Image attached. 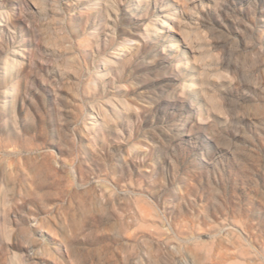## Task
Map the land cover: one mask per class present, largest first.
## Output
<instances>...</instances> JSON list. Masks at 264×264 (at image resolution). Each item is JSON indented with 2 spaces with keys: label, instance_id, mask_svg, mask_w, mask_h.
I'll return each instance as SVG.
<instances>
[{
  "label": "rangeland",
  "instance_id": "rangeland-1",
  "mask_svg": "<svg viewBox=\"0 0 264 264\" xmlns=\"http://www.w3.org/2000/svg\"><path fill=\"white\" fill-rule=\"evenodd\" d=\"M7 16L0 264H264V0Z\"/></svg>",
  "mask_w": 264,
  "mask_h": 264
},
{
  "label": "bare ground",
  "instance_id": "bare-ground-1",
  "mask_svg": "<svg viewBox=\"0 0 264 264\" xmlns=\"http://www.w3.org/2000/svg\"><path fill=\"white\" fill-rule=\"evenodd\" d=\"M136 1L138 3H140L141 1H144V0H136ZM1 21L8 22V21H10V17L7 16L6 18L0 19V22ZM174 22H176V20L171 16V14L163 15V18L160 17L159 19L155 20L151 24L149 31H151L155 36L159 35L161 33H165L166 31H170V29H172L174 27L173 26ZM170 47L174 48V45H171ZM113 63H115V60L108 58L105 60L104 66L109 65V64H113Z\"/></svg>",
  "mask_w": 264,
  "mask_h": 264
}]
</instances>
